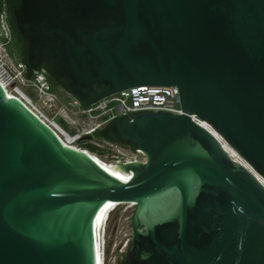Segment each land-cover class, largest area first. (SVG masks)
I'll return each instance as SVG.
<instances>
[{"label":"water","instance_id":"water-1","mask_svg":"<svg viewBox=\"0 0 264 264\" xmlns=\"http://www.w3.org/2000/svg\"><path fill=\"white\" fill-rule=\"evenodd\" d=\"M18 1L29 79L84 107L175 87L181 114L114 122L144 163L105 169L0 86V264H97L123 205L126 264H264V0Z\"/></svg>","mask_w":264,"mask_h":264},{"label":"built area","instance_id":"built-area-1","mask_svg":"<svg viewBox=\"0 0 264 264\" xmlns=\"http://www.w3.org/2000/svg\"><path fill=\"white\" fill-rule=\"evenodd\" d=\"M12 41V34L8 23V17L5 10L0 11V86L6 96L10 95L20 101L32 114L41 122L48 126L60 139L63 145L67 147L83 150L80 143L84 137L92 135L95 131L104 126L114 123L122 118H126L141 113H159L179 115L180 101L177 88L169 87H138L120 91L110 97H107L98 103L84 107L72 99L70 103L64 106L78 116L87 119L92 125L78 134H68L54 122L49 121L44 114L32 103V101L23 93L21 87L30 86L38 94L46 97L49 101L55 102L57 97L50 90L47 81L46 70L38 68L29 79L25 65L16 62L9 54L8 47ZM8 97V96H7ZM193 121L212 134L209 125L192 117ZM216 138V137H215ZM217 139V138H216ZM223 142L220 137L217 139ZM110 147H117L118 144L112 142L104 143ZM137 158L124 162L144 163V156L137 150L132 151ZM232 159V158H231ZM120 161V160H118ZM117 161V162H118ZM236 161V160H235ZM237 162L250 170V168L238 157ZM264 185V183H262Z\"/></svg>","mask_w":264,"mask_h":264},{"label":"rangeland","instance_id":"rangeland-1","mask_svg":"<svg viewBox=\"0 0 264 264\" xmlns=\"http://www.w3.org/2000/svg\"><path fill=\"white\" fill-rule=\"evenodd\" d=\"M21 89L49 121L57 124L66 133L71 135L78 134L91 127L92 124L87 119H82L80 116L64 107L72 101V98L64 91L55 94L57 100L51 102L46 97L38 94V92L30 86H23ZM84 124L86 127L83 126ZM79 145L83 150H86L81 144ZM89 145L97 147L100 152H105L101 157L97 156L102 163H112L118 160L130 161L137 158L132 151L121 146L110 147L104 143L97 144L94 142ZM132 210L133 207L129 205H123L116 210L114 214L113 235L102 247L104 264H115L120 255L126 256L131 239L129 218Z\"/></svg>","mask_w":264,"mask_h":264},{"label":"trees","instance_id":"trees-1","mask_svg":"<svg viewBox=\"0 0 264 264\" xmlns=\"http://www.w3.org/2000/svg\"><path fill=\"white\" fill-rule=\"evenodd\" d=\"M19 5H20V2L18 0H0V11L5 10V12L7 14L8 23H9V27H10L12 38H13V42L8 47V52H9L10 56L16 62L25 65L26 70H27V64H26L27 47H26V43L22 39V37L20 36V34L18 33V31L16 29L14 16H13V11L15 9H17L19 7ZM19 49L21 50L20 53L17 52V50H19ZM39 68H43L46 70L47 81L50 85V90L52 93L59 94L60 91H64L65 93H67V91L64 89L62 83L58 79L54 78L53 76H51L49 74L47 65L43 64ZM80 117L85 120L84 117H82V116H80ZM112 124L113 123L108 124V125L104 126L103 128H101L100 130L95 131L92 135L84 137L82 139V142L80 143L81 146L83 148H87L89 146V144L92 142L97 143V144L110 142L107 138V133H108V130ZM83 126L86 127L85 124ZM112 143H114V142H112ZM115 144H118L121 147L127 148L130 151H133L132 146L129 144H126V143H115ZM104 154H105V152L101 151L97 156L101 157ZM115 264H126L125 263V255H120L117 258Z\"/></svg>","mask_w":264,"mask_h":264},{"label":"bare ground","instance_id":"bare-ground-1","mask_svg":"<svg viewBox=\"0 0 264 264\" xmlns=\"http://www.w3.org/2000/svg\"><path fill=\"white\" fill-rule=\"evenodd\" d=\"M7 96H8L9 98H11L9 94H7ZM212 135H214L217 139H218V137H219V136H218L215 132H213V131H212ZM220 143H221L223 149L225 150V152L228 154V156H229L230 158H232V160H234V161L236 160V162H237L239 156L234 152V150H232L230 147H228L225 143H223V142H220ZM82 151H84L85 154H87L88 156H90V157H92L93 159H95V160H96L101 166H103L105 169H112V168H115L116 166H121V161H119V162H112V163H102V162L99 160V158H97L96 156L92 155L91 153H89V152H87V151H85V150H82ZM129 206H130V207H133V205H129ZM97 264H104L102 248H101V249L99 250V252H98Z\"/></svg>","mask_w":264,"mask_h":264},{"label":"flooded vegetation","instance_id":"flooded-vegetation-1","mask_svg":"<svg viewBox=\"0 0 264 264\" xmlns=\"http://www.w3.org/2000/svg\"><path fill=\"white\" fill-rule=\"evenodd\" d=\"M12 42H13V38H12V41H11V43H12ZM17 49H18V48H17ZM17 52H19V53H20V52H21V50L19 49V50H17Z\"/></svg>","mask_w":264,"mask_h":264}]
</instances>
